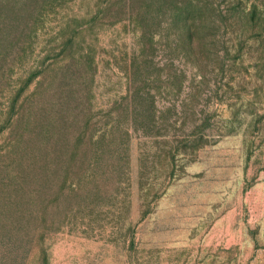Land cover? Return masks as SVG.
Segmentation results:
<instances>
[{"label":"rangeland","instance_id":"374dc122","mask_svg":"<svg viewBox=\"0 0 264 264\" xmlns=\"http://www.w3.org/2000/svg\"><path fill=\"white\" fill-rule=\"evenodd\" d=\"M124 1L0 0V264H264V0L168 80Z\"/></svg>","mask_w":264,"mask_h":264},{"label":"trees","instance_id":"16d2710c","mask_svg":"<svg viewBox=\"0 0 264 264\" xmlns=\"http://www.w3.org/2000/svg\"><path fill=\"white\" fill-rule=\"evenodd\" d=\"M124 2L128 17L141 29L139 31L141 59L138 62L142 65L135 66V60H133L132 75L142 73L143 69L149 66L147 55H150L149 52L154 53L153 51L160 46V38H165L166 47L170 53L168 62L172 68L165 64L163 67L167 80L170 77L175 79L182 74L180 69L175 68V71L173 69L174 53L179 55L178 53L185 51L195 56L201 55L207 49V46L202 44L204 28L213 27L212 24L217 20L215 18L208 20L214 15V12L210 10L211 2L206 0H125ZM160 76L161 73H157V77ZM143 95L147 97L144 99L149 104L144 110L142 108L143 115L144 118L150 119L154 114L155 93L147 91L143 92Z\"/></svg>","mask_w":264,"mask_h":264}]
</instances>
